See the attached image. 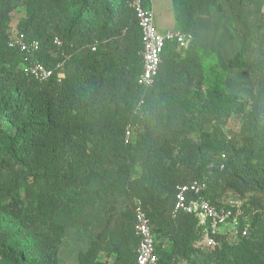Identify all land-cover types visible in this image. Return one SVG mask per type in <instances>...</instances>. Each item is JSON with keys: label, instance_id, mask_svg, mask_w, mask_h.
<instances>
[{"label": "trees", "instance_id": "obj_1", "mask_svg": "<svg viewBox=\"0 0 264 264\" xmlns=\"http://www.w3.org/2000/svg\"><path fill=\"white\" fill-rule=\"evenodd\" d=\"M217 1L230 4L240 38L228 67L247 70L252 98L227 93L214 67L203 70L198 48L175 43L166 46L154 85L143 88L133 0H0V264H61L68 229L88 241L78 264H135L136 199L146 208L158 264H179L206 231L193 216L172 219L178 185L205 182L203 196L218 207L226 206L219 201L225 187L255 194L257 204L264 194V0H172L176 30L189 34L200 9ZM20 4L14 31L39 43L33 54L9 46ZM34 62L56 75L29 78L24 68ZM244 114L239 133L225 139L220 123ZM128 127L137 136L125 145ZM180 142L198 150L178 154ZM231 142L239 164L225 161ZM117 198L124 211H116ZM224 237H216L225 241L212 252L216 264H264V234L239 237L236 246Z\"/></svg>", "mask_w": 264, "mask_h": 264}, {"label": "rangeland", "instance_id": "obj_2", "mask_svg": "<svg viewBox=\"0 0 264 264\" xmlns=\"http://www.w3.org/2000/svg\"><path fill=\"white\" fill-rule=\"evenodd\" d=\"M152 9L155 13V24L161 31L176 30L175 12L173 10L172 0H151ZM25 7L20 4L12 14V34L14 35V27L24 15ZM264 32V30H263ZM191 36L186 47L194 46L199 49L203 57L202 68L204 71L214 67L223 77L224 85L227 87V93L238 94L244 97L252 98L254 89L251 84L247 70H231L228 67V61L240 50V38L236 27L235 19L232 14L231 6L226 1H217L202 7L199 16L188 34ZM183 58V51L180 52ZM246 118V114L230 117L227 121L220 123L221 130L225 139L233 140L239 133L242 123ZM133 129V128H132ZM207 131H212V127H207ZM137 132L133 129L132 141L136 140ZM228 150L223 151L227 159L226 163H241L242 157L233 151V142L229 143ZM238 148V146H236ZM198 150L197 145H188L187 142H180L175 151L185 156L195 153ZM222 152V153H223ZM221 161L222 156L214 158ZM140 166L135 167V177L140 175ZM225 189L220 198V203L227 206L240 207L243 216L242 221L249 224V238L255 233L264 234V194H257V204L252 203L255 197L253 193L242 197L235 191ZM247 210L245 211L244 210ZM116 211L121 212L126 209V203L117 198ZM256 215L260 216L259 223L252 226L256 220ZM226 242L232 246L238 245L239 237L234 234H228L224 237ZM220 241L216 245H212L206 238V234L198 231L197 237L192 242V247L197 251L193 252L189 261L180 260L179 264H216V258L212 252L217 245H222ZM157 243H162L163 248L170 249L168 240L157 239ZM89 248L87 239L79 232L68 229L63 240V246L59 255L61 264H78V255L87 251Z\"/></svg>", "mask_w": 264, "mask_h": 264}, {"label": "built area", "instance_id": "obj_3", "mask_svg": "<svg viewBox=\"0 0 264 264\" xmlns=\"http://www.w3.org/2000/svg\"><path fill=\"white\" fill-rule=\"evenodd\" d=\"M136 15L142 38V73L139 76V83L145 89H149L155 83L162 64V56L168 44L175 43L179 47L187 46L191 36L178 30L160 31L155 24V13L152 8H146L142 0H133L131 4ZM53 45L60 51L64 43L59 37H54ZM9 46L17 48L21 52L33 54L39 50L37 41L28 42L18 31L10 40ZM61 55L67 58L63 52ZM64 61L57 65L58 73L39 63L25 65L24 73L39 82H46L55 75L60 81L63 75ZM143 102L140 103L142 105ZM132 129L127 128L124 143L129 145L132 141ZM225 158V156H223ZM207 190V184L194 180L183 185H178L175 194V203L171 213L172 219L180 215L193 216L198 220V225L206 231V238L210 244L216 245L217 236L234 234L237 237L246 238L249 236V224L240 225L243 213L240 207L223 206L218 207L207 200L203 193ZM134 235L137 239L136 262L135 264H158L156 241L152 233V227L147 216L144 203L136 199L134 204Z\"/></svg>", "mask_w": 264, "mask_h": 264}, {"label": "crops", "instance_id": "obj_4", "mask_svg": "<svg viewBox=\"0 0 264 264\" xmlns=\"http://www.w3.org/2000/svg\"><path fill=\"white\" fill-rule=\"evenodd\" d=\"M161 31V30H160Z\"/></svg>", "mask_w": 264, "mask_h": 264}]
</instances>
